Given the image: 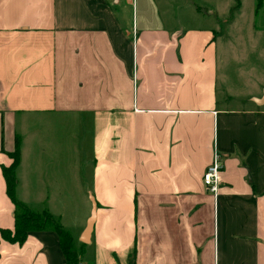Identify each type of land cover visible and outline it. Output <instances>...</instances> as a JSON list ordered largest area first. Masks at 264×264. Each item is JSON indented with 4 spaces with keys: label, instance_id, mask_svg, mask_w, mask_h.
<instances>
[{
    "label": "crops",
    "instance_id": "obj_1",
    "mask_svg": "<svg viewBox=\"0 0 264 264\" xmlns=\"http://www.w3.org/2000/svg\"><path fill=\"white\" fill-rule=\"evenodd\" d=\"M141 1L129 27L127 0H0V228L19 138L16 197L85 245L79 264H264L262 93L225 104L213 30ZM215 156L216 195L202 182ZM64 262L53 231L0 240V264Z\"/></svg>",
    "mask_w": 264,
    "mask_h": 264
},
{
    "label": "rangeland",
    "instance_id": "obj_2",
    "mask_svg": "<svg viewBox=\"0 0 264 264\" xmlns=\"http://www.w3.org/2000/svg\"><path fill=\"white\" fill-rule=\"evenodd\" d=\"M127 1L126 23L129 20L131 27L132 17L140 21L143 3L141 0ZM234 5L236 0L147 1V7L158 10L166 24H178L183 28L204 26L213 30L217 45L218 91L223 98H229L225 104L240 107L250 94H264V0L259 8H256V0H240L239 7L231 13ZM81 153L79 156L86 159L89 173L92 168L89 136ZM83 196L88 194L80 192L76 207L80 212L85 206ZM74 211L72 206L71 213ZM84 252L80 253L79 262Z\"/></svg>",
    "mask_w": 264,
    "mask_h": 264
},
{
    "label": "trees",
    "instance_id": "obj_3",
    "mask_svg": "<svg viewBox=\"0 0 264 264\" xmlns=\"http://www.w3.org/2000/svg\"><path fill=\"white\" fill-rule=\"evenodd\" d=\"M263 0H256V8L261 6ZM240 5V0H236V5L231 10L235 11ZM12 159L8 166L2 167V175L6 183V194L14 205V226L13 229L0 228V240L9 243L22 244L29 232L49 230L57 234L59 246L64 256V264H78L79 255L85 249L81 244L79 251L73 245L71 234L66 231L59 221L48 211L41 212L32 210L27 205L19 201L15 194L16 176L15 171L20 162V140L16 138L15 148L10 153Z\"/></svg>",
    "mask_w": 264,
    "mask_h": 264
},
{
    "label": "built area",
    "instance_id": "obj_4",
    "mask_svg": "<svg viewBox=\"0 0 264 264\" xmlns=\"http://www.w3.org/2000/svg\"><path fill=\"white\" fill-rule=\"evenodd\" d=\"M222 171L223 166L219 162L218 157L215 156L211 164L206 167V170L202 176L204 187L214 195H216L218 192V188L221 183Z\"/></svg>",
    "mask_w": 264,
    "mask_h": 264
},
{
    "label": "water",
    "instance_id": "obj_5",
    "mask_svg": "<svg viewBox=\"0 0 264 264\" xmlns=\"http://www.w3.org/2000/svg\"><path fill=\"white\" fill-rule=\"evenodd\" d=\"M118 0H115V3H117ZM252 101L255 102L257 105H261L264 103V94L261 98H252ZM95 220V204L93 203L90 216L87 219L85 229L82 234V241L83 242H88L89 236L92 232L93 224Z\"/></svg>",
    "mask_w": 264,
    "mask_h": 264
}]
</instances>
